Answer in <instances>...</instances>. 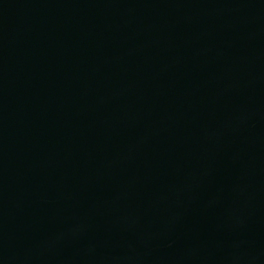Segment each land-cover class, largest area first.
Returning a JSON list of instances; mask_svg holds the SVG:
<instances>
[{"label":"water","instance_id":"water-1","mask_svg":"<svg viewBox=\"0 0 264 264\" xmlns=\"http://www.w3.org/2000/svg\"><path fill=\"white\" fill-rule=\"evenodd\" d=\"M0 264H264V0H0Z\"/></svg>","mask_w":264,"mask_h":264}]
</instances>
